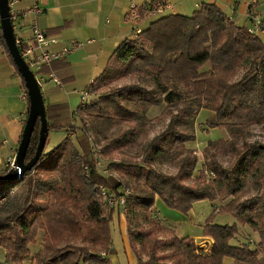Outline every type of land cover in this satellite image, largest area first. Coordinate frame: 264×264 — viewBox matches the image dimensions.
I'll return each mask as SVG.
<instances>
[{"label": "trees", "instance_id": "16d2710c", "mask_svg": "<svg viewBox=\"0 0 264 264\" xmlns=\"http://www.w3.org/2000/svg\"><path fill=\"white\" fill-rule=\"evenodd\" d=\"M155 1L136 5L141 19L135 24L140 32L135 31L117 47L106 70L89 90L97 94L103 86L125 77H135L138 83L98 95L88 104H81L77 111L98 124L125 123L144 119L149 107L173 104L185 96L191 97L192 104L172 115L168 127L146 147L142 160L110 164L112 172L127 177L130 184L125 186L117 177L99 172L89 136L74 125L75 115L68 102H49L44 97L49 134L64 131L67 137L51 151L46 150V143L43 155L30 172L0 186V199L15 194L12 205L0 210V247L8 261L20 263L31 258L38 264H112L111 257L116 254L112 247V222L121 212L104 204L99 191L104 185L116 192L124 186L130 190L128 234L138 264H225L226 259L234 264H264V145H247L237 150L235 141L247 126L264 124V41L251 35L247 27L234 23L215 4L203 3L192 15L146 18L156 6ZM0 44L20 75L1 27ZM18 47L22 52L23 47ZM56 65L68 68L62 60L44 68L42 73L55 72L67 84ZM245 65L248 68L243 77L233 81ZM201 110L209 112V128L226 130L231 137L209 142L204 151L208 156L206 171L213 177L205 184L189 185L186 181L196 171L198 159L188 155L185 146L196 140L193 125ZM40 129L38 120L26 162L35 155ZM72 131L75 139L70 136ZM130 134L133 138L129 132L110 141L103 152L110 154L125 146L132 140L127 139ZM229 149L237 159L228 169L218 157ZM166 158L181 160L176 175L164 174L154 167ZM11 169L6 167L0 176ZM55 174L60 181L42 180L43 176ZM250 177L262 187L263 194L240 201L237 195ZM37 183L46 186L43 200L33 198ZM157 199L184 215L196 202L219 201L223 205L214 209L213 215H232L240 225L251 228L259 242L255 248L249 243L233 245L231 242L240 232L238 225H219L212 219L204 226V235L213 241L208 252L189 237L159 238L166 228L155 217ZM41 231L42 248L32 254L30 245L36 243ZM72 240H79L80 244ZM161 246L170 251L160 252Z\"/></svg>", "mask_w": 264, "mask_h": 264}, {"label": "crops", "instance_id": "0c3cea01", "mask_svg": "<svg viewBox=\"0 0 264 264\" xmlns=\"http://www.w3.org/2000/svg\"><path fill=\"white\" fill-rule=\"evenodd\" d=\"M152 1L40 0L43 13L39 18V26L45 34L48 33L46 36L58 42L51 50L58 51L72 47L76 43H85L84 47L65 59L68 67L66 70L56 65L58 73L67 78L68 83L59 86L48 82L43 89L44 97L49 102H68L67 100L72 98L71 95H78L77 92L87 90L106 70L117 47L135 35L137 25L130 17L132 5L145 6ZM166 2L172 6V10L164 16L179 14L176 10L183 15H192L203 3H209L217 5L234 23L245 27L250 25L252 11L264 15V0H256L254 6L253 0H166ZM31 6L32 0H21L15 5L19 15V20L15 24L18 39L32 38L30 29L32 17L25 14ZM91 40L94 43H88ZM28 112L29 98L22 87L21 76L11 63L4 46L0 44V173L6 169L10 160L16 158ZM158 201L159 199L156 202ZM156 210L155 216L162 220L161 211ZM115 223L126 245L129 264H138L137 256L131 249L127 217L116 215L112 225ZM170 228L175 231L171 225ZM112 247L114 248V243ZM114 250L116 251L115 248ZM116 254L111 257L112 264H120Z\"/></svg>", "mask_w": 264, "mask_h": 264}, {"label": "rangeland", "instance_id": "374dc122", "mask_svg": "<svg viewBox=\"0 0 264 264\" xmlns=\"http://www.w3.org/2000/svg\"><path fill=\"white\" fill-rule=\"evenodd\" d=\"M180 14L179 10H176ZM194 13V12H193ZM192 13V14H193ZM144 26H147L146 24ZM248 65L243 66L233 81H237L243 77L247 71ZM133 83H138L135 77H125L122 79H117L101 88L97 94H92V99L97 98L98 95L108 94L111 90L119 89ZM181 91L185 92L184 88ZM183 92V93H184ZM72 98L68 99V104L71 111L75 115L76 128H80L85 131L87 136L91 141L92 155L94 159L99 164L98 170L104 176H115L125 183L130 184L127 177L120 174H116L110 170V164L112 162H137L142 160L145 155L146 147L152 142V140L163 133V131L168 127L172 115L177 114L184 108L190 106L193 102L191 97L185 96L181 100H176L173 104L164 103L160 106L149 107L145 118L139 121L118 123L117 121H106V123L98 124L92 121L84 112L78 113L77 108L82 104L81 98L78 95H71ZM90 99V100H92ZM89 100V101H90ZM196 106V105H195ZM209 118V112L206 110H201L194 119L193 134L196 135V140L186 144V153L188 152L198 159L196 171L194 172L192 178L186 181L189 185H200L201 183H207V179H210V172L207 170L208 156L205 154V149L209 142L218 139L228 140L231 135L226 132V130L221 129H211L208 127L207 120ZM135 130L134 132L131 130ZM80 131V130H78ZM133 133L127 136L128 141L125 146L119 148L118 150L111 151L110 154H105L103 152V147L110 141L123 137L127 133ZM70 136L75 139L74 131L70 132ZM67 134L64 131H53L49 134L47 142V151H51L56 148L65 138ZM237 150L244 149L247 145L253 144H263L264 145V124L250 125L244 129V132L237 136L235 139ZM186 153L184 155H186ZM219 162L225 168H232L237 159L236 153L232 150H228L223 155H219ZM181 165V160L179 158H166L165 160L155 164V168L167 175H176L179 167ZM58 180L60 181V176L55 174L52 176H43L42 180ZM124 186V185H123ZM124 186V187H125ZM46 186L41 183H37L33 198L34 200H43L46 195ZM263 194V189L256 184L252 177L248 178L244 189L237 195L238 200L244 201L248 198H252L257 195ZM15 194L13 192L12 196L1 205L0 210H5L10 207L13 202ZM232 198H230L231 200ZM229 201V200H228ZM226 201V202H228ZM225 202V203H226ZM214 204V205H213ZM223 205V203L217 201L212 203L210 201H200L196 202L192 210L187 214H181L175 210L169 209L162 201L156 202V209L161 211V223L166 228V232L161 234L159 238H170L175 234L179 238L189 237L195 242H201L206 240L209 244H213L211 238L204 235V226L208 219H212L213 223L219 225H234L237 224L240 232L235 240L231 243L233 245H241L249 243L252 248L259 242V236L255 234L251 228L248 226H242L239 224L238 220L230 214H217L213 215L214 209H217ZM213 215V216H212ZM127 217V216H126ZM156 218H159L155 216ZM168 223V224H167ZM170 225L175 231L170 228ZM117 224L112 225V239L114 243V248L117 251L116 259L120 260V264H129V258L127 257L126 245L121 237L120 231L117 229ZM129 235V234H128ZM42 237L43 231L39 232L37 241L35 244L30 245V251L32 254L39 252L42 248ZM130 239V238H129ZM74 244H80L79 240H72ZM254 242V243H251ZM131 243V242H130ZM203 243V244H206ZM207 245V244H206ZM132 249V247H131ZM140 249V248H139ZM205 252H208V249ZM133 251V250H132ZM170 249L167 246H161L160 252H169ZM0 263L2 264H38L36 261H32L31 258L20 263H13L6 259V252L0 247ZM225 264H234L232 260L226 259Z\"/></svg>", "mask_w": 264, "mask_h": 264}, {"label": "built area", "instance_id": "2783aa9c", "mask_svg": "<svg viewBox=\"0 0 264 264\" xmlns=\"http://www.w3.org/2000/svg\"><path fill=\"white\" fill-rule=\"evenodd\" d=\"M21 0H9L10 7V17L14 26V31H16L15 24L19 20V15L15 10V5ZM252 6L256 4V0H253ZM155 5L149 12L146 18L154 17L159 18L164 16L168 11L172 10V6L167 2H161V0H156ZM43 10L40 6V0H32V6L25 12L26 15L32 17L31 23V32L32 38L29 40H21L16 36L18 46L21 45L23 47V51L21 55L25 62L29 65L30 69L34 72L35 77L38 81L40 88L45 89L48 82L53 83L55 85H62V81L58 78V76L54 72H50L49 74H43L42 70L46 67H51L52 64L65 60L70 54L74 51L81 49L84 47L85 43H76L72 47H65L61 50L54 51L51 50V47L55 46L58 42L56 39L49 38L46 34L41 30L39 26V18L42 15ZM130 16L134 20V22H138L141 19V16L138 14L136 5H132ZM135 22V23H136ZM248 32L256 36L264 41V15L259 12L252 11L250 13V25L247 27ZM135 31L140 32L135 28ZM16 34V32H15ZM88 43H94V41H88ZM81 98L82 104H88L90 99H92V93L89 88L87 90L77 92ZM97 163V168H98ZM10 168L15 167V159L10 160L8 166ZM209 178L213 177L210 173ZM100 195L104 200V204L110 210H119L121 212V216L126 217L128 215V205H127V196L130 194V190L126 187H122L119 192H116L104 185L99 187ZM8 198L0 199V207L5 203ZM207 241L196 242L201 249H209V244ZM206 243V244H203ZM206 251V250H204ZM2 264V263H0Z\"/></svg>", "mask_w": 264, "mask_h": 264}, {"label": "water", "instance_id": "95a60500", "mask_svg": "<svg viewBox=\"0 0 264 264\" xmlns=\"http://www.w3.org/2000/svg\"><path fill=\"white\" fill-rule=\"evenodd\" d=\"M0 27L7 49L24 80L29 98L28 117L15 158V167L8 173L0 176V186H4L19 180L35 167L45 151L49 131L44 94L34 72L23 59L18 47L14 26L10 17L9 0H0ZM38 120L41 121L39 144L33 158L29 162H26L27 152Z\"/></svg>", "mask_w": 264, "mask_h": 264}]
</instances>
